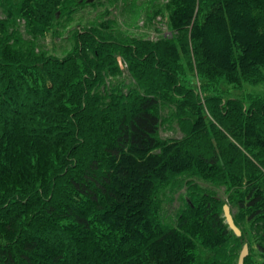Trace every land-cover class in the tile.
I'll use <instances>...</instances> for the list:
<instances>
[{
  "label": "trees",
  "instance_id": "obj_1",
  "mask_svg": "<svg viewBox=\"0 0 264 264\" xmlns=\"http://www.w3.org/2000/svg\"><path fill=\"white\" fill-rule=\"evenodd\" d=\"M62 2L19 10L44 25ZM167 23L176 34L158 41L84 29L57 58L14 48L0 20V264H230L231 242L264 264V97L216 88L261 77L264 0H169ZM179 48L204 97L180 82ZM125 72L136 86L108 85ZM161 101L192 114L184 137L158 138ZM182 175L226 186L240 237L192 184L162 220L158 196Z\"/></svg>",
  "mask_w": 264,
  "mask_h": 264
},
{
  "label": "rangeland",
  "instance_id": "obj_2",
  "mask_svg": "<svg viewBox=\"0 0 264 264\" xmlns=\"http://www.w3.org/2000/svg\"><path fill=\"white\" fill-rule=\"evenodd\" d=\"M81 1L83 3H80ZM21 2L22 0H0V20L5 21L9 40L13 38L9 42L10 45H13L14 48L21 47L30 50L35 54L44 53L48 56L63 58L72 48L73 35L76 32L99 25L110 26L111 30L120 36L151 41L173 37L176 34L167 23L169 0H95L91 4H85L84 0H66L65 2L63 0L61 7L54 11L55 19L50 18L46 24L36 26L20 13ZM220 42L221 37L214 40L215 45ZM178 52H180L178 61L183 67V77H185L180 78V82L204 97L207 94L203 93L205 82L188 62L192 58L191 53L183 52L180 48ZM121 81L125 84L124 89L136 86L135 81L126 72L122 76L112 79L108 85H116ZM108 85L105 82V87ZM216 88L225 98L264 97V71L257 81L239 80L235 83L221 81ZM139 91L143 92L142 89ZM177 98L180 101L181 97ZM190 117L193 118L188 109L178 114L175 106L168 104L167 101H161L158 138L172 140L184 137L189 128L186 126L187 119ZM257 152L253 151V153ZM190 184L195 186H193V190L195 189L197 194L200 192L212 194L219 198L223 204L228 205L232 216L238 219L239 226L244 228L245 220H239L241 214L235 199L230 201L226 186L222 182L204 180L194 175L177 177L160 192L158 198L162 220L170 224L175 223L177 215L185 208L188 198H192L188 187ZM250 237L251 235H246L242 241H251ZM249 247L247 257L252 264H261L262 259L258 252L254 251V246ZM232 249L235 251H232L233 258L230 264H237L242 247H233V242H231L229 250Z\"/></svg>",
  "mask_w": 264,
  "mask_h": 264
},
{
  "label": "water",
  "instance_id": "obj_3",
  "mask_svg": "<svg viewBox=\"0 0 264 264\" xmlns=\"http://www.w3.org/2000/svg\"><path fill=\"white\" fill-rule=\"evenodd\" d=\"M95 0H85L86 4H91L93 3ZM223 210V216L225 219V222L229 228V230L236 236V237H240L241 236V231L240 229L236 226L233 216L230 212V209L228 207V205L224 204L222 207ZM248 245L247 244H243L242 249L239 253L238 256V260H237V264H244V260L247 257L249 251H248Z\"/></svg>",
  "mask_w": 264,
  "mask_h": 264
},
{
  "label": "bare ground",
  "instance_id": "obj_4",
  "mask_svg": "<svg viewBox=\"0 0 264 264\" xmlns=\"http://www.w3.org/2000/svg\"><path fill=\"white\" fill-rule=\"evenodd\" d=\"M37 3V2H36ZM21 8V7H20ZM25 26V25H24ZM7 27V26H6ZM125 47V46H124ZM208 140V139H207Z\"/></svg>",
  "mask_w": 264,
  "mask_h": 264
}]
</instances>
